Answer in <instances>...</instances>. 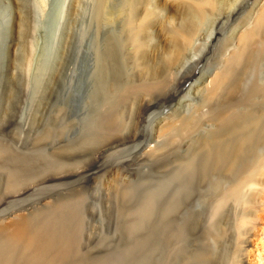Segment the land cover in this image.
Masks as SVG:
<instances>
[{
  "label": "rangeland",
  "instance_id": "obj_1",
  "mask_svg": "<svg viewBox=\"0 0 264 264\" xmlns=\"http://www.w3.org/2000/svg\"><path fill=\"white\" fill-rule=\"evenodd\" d=\"M62 1L18 97L0 0V264H264L263 2Z\"/></svg>",
  "mask_w": 264,
  "mask_h": 264
},
{
  "label": "bare ground",
  "instance_id": "obj_2",
  "mask_svg": "<svg viewBox=\"0 0 264 264\" xmlns=\"http://www.w3.org/2000/svg\"><path fill=\"white\" fill-rule=\"evenodd\" d=\"M202 3L209 4L211 0H200ZM262 4H258L260 8L255 10L254 19L255 25H253L254 29L247 31V29L242 32V35L238 39L237 47L234 48L235 54L231 55V58L238 59L242 57V53L247 45L248 41L254 37L255 31L257 32L260 28H264V0H259ZM68 0H63L61 2V7L64 9L65 4ZM70 4L67 6V17L69 15V20L73 18L75 13L78 10V6L80 0H69ZM259 2V3H260ZM10 3L14 4L16 9V16L12 15L10 8ZM9 8L7 12V27L12 31L14 29L13 40L9 44V48L11 50L12 58V71L10 73V87L7 91V94L11 95L14 92H18L19 94L24 95L26 92V85L30 78L31 67H32V38H33V27L39 23L47 11V0H10ZM257 6V5H256ZM15 18V19H14ZM71 21V20H70ZM14 22V25H13ZM252 21L249 22V24ZM252 27V26H251ZM247 28V27H246ZM214 35L216 33L214 32ZM219 38V37H218ZM217 38V39H218ZM8 42V41H7ZM7 42L5 46L7 45ZM235 45V44H234ZM236 46V45H235ZM7 48V46L5 47ZM8 48V49H9ZM229 57V59L231 60ZM232 61V60H231ZM235 61V60H234ZM237 61V60H236ZM230 78L228 69H220L217 72H214L210 78V84L214 85V88H218L223 81ZM17 93V94H18ZM9 94V95H10ZM19 94L17 95L19 97ZM10 95V96H11ZM14 96V95H13ZM9 97V96H8ZM12 97V96H11ZM17 97V98H18ZM10 98V97H9ZM22 98V97H20ZM20 101V100H19ZM264 121V120H262ZM264 167V164L262 165ZM23 235V228H16L13 231V236L15 238ZM246 264H250L252 260L247 258L244 259ZM245 264V263H244Z\"/></svg>",
  "mask_w": 264,
  "mask_h": 264
}]
</instances>
